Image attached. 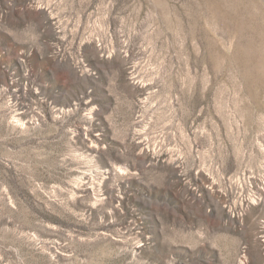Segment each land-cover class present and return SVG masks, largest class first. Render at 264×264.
<instances>
[{"label": "rangeland", "instance_id": "obj_1", "mask_svg": "<svg viewBox=\"0 0 264 264\" xmlns=\"http://www.w3.org/2000/svg\"><path fill=\"white\" fill-rule=\"evenodd\" d=\"M0 264H264V0H0Z\"/></svg>", "mask_w": 264, "mask_h": 264}]
</instances>
